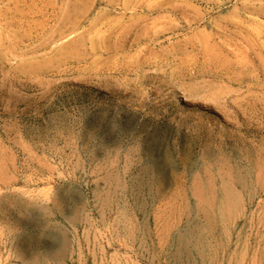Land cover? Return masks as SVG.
<instances>
[{
	"label": "rangeland",
	"instance_id": "374dc122",
	"mask_svg": "<svg viewBox=\"0 0 264 264\" xmlns=\"http://www.w3.org/2000/svg\"><path fill=\"white\" fill-rule=\"evenodd\" d=\"M0 264H264V0H0Z\"/></svg>",
	"mask_w": 264,
	"mask_h": 264
}]
</instances>
